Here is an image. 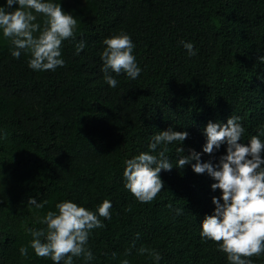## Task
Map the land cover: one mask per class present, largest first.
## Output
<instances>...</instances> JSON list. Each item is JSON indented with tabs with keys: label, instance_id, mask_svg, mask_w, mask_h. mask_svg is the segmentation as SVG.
Masks as SVG:
<instances>
[{
	"label": "trees",
	"instance_id": "trees-1",
	"mask_svg": "<svg viewBox=\"0 0 264 264\" xmlns=\"http://www.w3.org/2000/svg\"><path fill=\"white\" fill-rule=\"evenodd\" d=\"M53 2L78 23L74 38L62 42L63 67L31 69L30 54L14 58L0 30V264H54L31 247L21 256L28 229L46 228L38 219L58 212L60 202L98 215L106 199L111 220L99 217L105 226L87 244L94 259L74 257L73 264H157L138 254L141 246L161 254L158 264H229L200 234L221 190L212 189L207 172H194L195 160L183 168L176 162L195 150L202 163L217 164L227 144L204 153L205 129L231 116L245 129L240 142L254 135L264 142V0ZM121 33L133 41L141 72L135 80L111 73L118 81L112 88L102 71L103 41ZM80 41L85 47L76 54ZM184 42L193 43L195 56ZM169 128L188 136L167 145L173 168L159 173L164 189L141 203L124 187L125 162L150 152L153 136ZM30 198L47 203L36 208ZM250 259L264 264V253Z\"/></svg>",
	"mask_w": 264,
	"mask_h": 264
},
{
	"label": "clouds",
	"instance_id": "clouds-1",
	"mask_svg": "<svg viewBox=\"0 0 264 264\" xmlns=\"http://www.w3.org/2000/svg\"><path fill=\"white\" fill-rule=\"evenodd\" d=\"M38 15L44 18L43 25L37 22ZM77 26V20L53 0H6V6L0 5V30L11 41L12 56L18 59L22 53L30 54L29 67L33 70L54 71L63 67L62 42L74 38ZM103 43L106 47L101 58L106 83L112 88L117 86L118 81L111 73H126L128 78L135 80L141 69L133 55L134 44L130 36L113 35L105 38ZM183 46L189 56L196 55L193 43L184 42ZM84 47V41L77 43L76 54ZM260 59L264 61V56ZM238 120L239 117L231 116L224 125L209 122L206 126L204 153L212 154L214 149L227 144V153L217 164L202 163L200 153L190 150V155H182L176 166L183 168L195 160L196 163L191 165L194 172H207L216 181L211 185L212 189L222 192V197L212 198L214 214L203 218L201 237L217 243L229 264H252L251 257L264 253V158L261 156L264 142L256 135L247 144L240 142L245 129ZM187 136L186 131L172 128L161 131L149 143L150 152H141L125 162L124 187L139 202H152L164 189L159 173L173 168L165 155L167 145L182 142ZM161 145L164 147L157 151ZM183 151L182 147L176 148L178 154ZM45 203L47 201L37 202L34 198L29 200L36 208H43ZM111 207V201L104 200L98 206L97 215L72 201L56 204L58 212L48 211L37 221L46 228L28 229L32 239L28 246L20 247L21 256L27 257L28 247H31L36 256L50 258L54 264L61 261L73 264L74 257L93 260L94 255L87 247L89 235L93 229L105 226L99 217L111 220ZM177 214H180L179 209ZM138 254L147 255L157 264L162 258L155 249L143 246L138 249ZM121 264L129 262L125 259Z\"/></svg>",
	"mask_w": 264,
	"mask_h": 264
}]
</instances>
